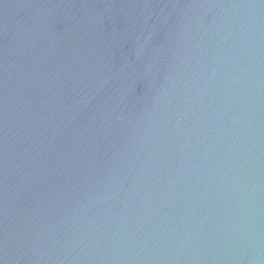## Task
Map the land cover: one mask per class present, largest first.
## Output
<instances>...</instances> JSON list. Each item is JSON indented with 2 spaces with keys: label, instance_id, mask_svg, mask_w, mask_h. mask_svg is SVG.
Masks as SVG:
<instances>
[{
  "label": "water",
  "instance_id": "obj_1",
  "mask_svg": "<svg viewBox=\"0 0 264 264\" xmlns=\"http://www.w3.org/2000/svg\"><path fill=\"white\" fill-rule=\"evenodd\" d=\"M0 264H264V0H0Z\"/></svg>",
  "mask_w": 264,
  "mask_h": 264
}]
</instances>
